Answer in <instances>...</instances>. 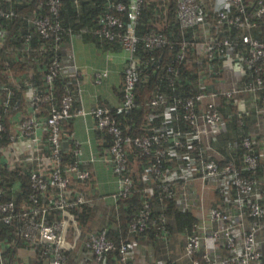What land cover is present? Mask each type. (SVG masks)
Instances as JSON below:
<instances>
[{"label": "built area", "instance_id": "1", "mask_svg": "<svg viewBox=\"0 0 264 264\" xmlns=\"http://www.w3.org/2000/svg\"><path fill=\"white\" fill-rule=\"evenodd\" d=\"M6 1L10 4L5 5ZM13 1L0 0V28L4 36L0 48L5 44L8 31L3 18L22 17L27 25L23 41L10 47L21 48L23 54L34 51L32 39L37 34L42 42L39 48L44 49L45 43L52 38L56 52L46 65L45 79L49 90L33 92V112L20 121L16 133L9 131L5 123V114L12 107L15 91L8 83L0 82L3 92L0 137L8 134L9 142L35 135L42 125L38 116L42 104L55 98V79L64 74L68 83L59 103L50 106L43 120L48 127L50 143L47 154L36 153L24 158L25 161L36 162L49 156L53 161L51 172L18 170L19 174H26L31 180V191L24 201L27 206L23 202L19 207L13 198H4L6 191L0 182V225L11 224L15 220L20 222L22 243L13 244L17 250L16 264H86L89 250L94 253L97 264H107V256L114 251L118 252L119 264H142L147 256H153L149 251L152 246L150 242H144L142 234L147 236L152 231L164 238L169 232L165 211L153 216L151 195L154 187L165 193L161 199L173 198L180 209L191 211L196 216L185 240V255L190 256L193 264H264L259 235L264 231V151L257 150L258 142L252 133L244 134L242 145L246 150L240 166L233 159L228 161L212 143L225 125L221 101L234 98L240 103L241 94L249 93L258 101L257 109L264 111V0H214L211 9L205 7V0H177V18L183 37L175 43V60L183 63L195 44L189 28L202 25L209 34L208 63L212 66V62L222 59L224 66L235 72L229 87L201 89L191 96L177 95L171 101L166 92L158 90L147 104L164 109L160 123L152 129H148L150 124L145 125L144 133L135 135L123 131L110 106L96 105L91 109L97 126L112 137L106 158L112 163L118 178L114 198L118 201L139 193L144 199L133 213L128 228L130 237L117 242L108 235L107 228L89 232L83 242L86 249L73 263L69 262L65 251H69L81 238L82 227L78 223L77 211L82 204L98 203V198L88 190L69 191L70 184L86 180L92 174L91 168L85 166L80 157V141L74 139L71 155L63 148L62 125L73 115L81 70L72 53H68L66 58L59 56L63 25L58 15L63 0H41L40 5L47 8V13L35 9L18 11L11 4ZM74 2L79 4V0ZM145 3L146 0L113 2L111 7L115 12L106 10L97 17V25L93 29H80L81 32L91 30L102 39L121 42L130 50L124 68L119 111L131 110L136 105V82L142 72V60L135 56L141 38L136 26ZM224 28L239 30L238 36L246 43V50L238 52L235 40L222 33ZM143 38L149 47L169 42V37L161 32H152ZM175 74H178L177 70ZM96 75V81L101 82L107 72L100 71ZM239 108L242 118L249 108L244 101ZM78 112L86 113L84 109ZM180 116L184 118L185 125H181ZM240 122L242 124L244 119ZM174 123L180 125L174 126ZM230 145L231 142L228 149ZM129 147L134 148L138 159L148 160L147 167L138 171L133 168ZM259 169L262 173H258ZM164 203L167 204L166 200ZM4 250L0 245V264H7ZM152 264L170 263L154 257Z\"/></svg>", "mask_w": 264, "mask_h": 264}, {"label": "trees", "instance_id": "2", "mask_svg": "<svg viewBox=\"0 0 264 264\" xmlns=\"http://www.w3.org/2000/svg\"><path fill=\"white\" fill-rule=\"evenodd\" d=\"M40 1L41 0H24V2L20 3L14 0L11 4L14 5L18 11H32L35 9L40 13H47V8L40 5ZM117 1L120 0H79V4L76 5L74 0H63V6L58 15L63 25V30L61 32L62 37L59 43L61 47L59 56L61 58L64 57V45L68 43L73 33L81 32V28L93 29L97 25V17L100 14L104 13L106 10L115 12V8L111 7V3ZM205 1V7L211 9L214 0ZM246 1L250 2V0ZM9 4V2H5V5ZM152 4V0H146L136 26L137 33L141 38L137 44L135 56H138L142 60V72L139 74L136 82V105L131 110L124 111H119L117 109L118 107H111V111L123 131L133 135L144 133L146 130V128H144L146 123L145 117L150 113H157V111L160 110L159 107H153L147 104L148 100L155 92H158V90L166 92L169 101L173 100L177 95L191 96L197 92V89H195L194 85L190 82L191 77L189 75V70L183 63L175 60V43L183 37V30L177 18V0H165L164 18L161 19L160 26L152 24L149 21L152 15L149 8ZM249 10H252V7H250ZM2 22L8 31L5 44L0 48V60L3 59V52L8 46L20 45L23 41L22 35L27 30L26 22L22 17H13L11 19L3 18ZM188 31L191 35L192 29L189 28ZM152 32H161L167 35L169 37V42L161 46H147L143 37ZM222 33L229 35L235 40L238 52L246 50V43L238 36L239 30L235 28H224ZM83 34L87 36L88 39H93L98 42L100 41V43L105 46H112L118 43L119 46H123L121 42L102 39L91 30L85 31ZM40 42L39 36L35 34L32 39V46L35 49L34 51L40 53L39 56H37L35 55L36 52L33 51L31 55L33 57H39L42 62L48 65L56 52L54 50V40L51 38L45 43L44 49L39 48V45L42 43ZM145 61H148V63ZM215 64L216 61L214 62V65ZM176 70L178 71L177 75L175 74ZM4 76L0 63V78ZM1 81L3 82L7 80L4 78L0 80V82ZM229 82L230 81H228L227 85L230 84ZM67 84L66 76L64 74L59 75L55 79L54 100L42 104L46 111L53 103H59L62 92ZM71 85L74 87V84ZM16 92L17 91L15 90V94ZM20 96L21 91H18L17 96L15 95V97H13L11 109L7 110L5 114V119L6 117L8 118L11 111H14L17 108L15 103ZM226 102L221 101L220 108L223 112L225 123H227V128L221 131L218 138L213 139L212 143L214 146L216 145L218 147L228 161L233 159L237 165L242 166L243 153L246 150L242 145V136L248 133V119L250 118L252 111L249 109L247 112H244L241 118L238 113L240 110L238 100L230 98L229 102ZM180 117L181 119L179 121L181 125H185L184 118L182 116ZM157 118L158 120L154 118L152 125L150 124L148 129H152V126H157L160 123L161 117ZM241 119H245L242 124L240 122ZM5 122L8 126L7 119ZM180 123H174V126H179ZM7 140L8 134L0 137V182L3 183L5 187L6 194L4 198H13L20 207L31 191V180L28 175L19 174L18 171L10 169L5 162L1 161V148ZM229 142H231V145L228 149ZM256 148L259 152L262 151L259 145ZM258 173H262V169H259ZM143 185L144 183L142 186ZM164 195V192L160 193V191L158 192L154 187L153 195H151L154 212L153 216L160 213L161 210H164L167 216L166 224L169 228V232L166 233V237L164 238L156 235L152 231H150L147 236L145 233L142 234L141 237L144 239V242H150L154 253L153 257L147 256L142 264H152L154 257L165 259L170 264H180L174 256L168 258L165 257L166 251H168V247L165 246V240L176 233L186 237V234L191 231L192 225L197 219L191 211H183L180 209L173 198L161 199V196ZM143 199L142 194L139 193L130 196L128 199H119L114 204L112 210L104 209L101 207V203L82 204L81 208L77 211L78 223L82 227L81 243H76L75 246L69 249V251H65L67 256H69V262H75V259H77L82 251L86 249L83 242L89 232H97L107 228L108 235L117 242L121 239L128 238V236L130 237L131 234L128 233V228L130 227L133 213L141 205ZM165 200L167 204L164 203ZM19 225L20 222L18 220H15L11 224L0 225V245H3L5 248L4 255L7 264H16L18 261L16 255L17 250L14 249L13 244L15 242L19 244L22 243V238L19 233ZM262 250L264 253V241L262 242ZM87 256L86 264H97L95 263V257L92 251L89 250ZM188 259V257L185 258L187 264H189ZM118 260V252L114 251L107 256L106 263L119 264ZM189 260L191 264H193L192 259L190 258Z\"/></svg>", "mask_w": 264, "mask_h": 264}, {"label": "crops", "instance_id": "3", "mask_svg": "<svg viewBox=\"0 0 264 264\" xmlns=\"http://www.w3.org/2000/svg\"><path fill=\"white\" fill-rule=\"evenodd\" d=\"M158 1L152 0L154 5L152 4L149 8L152 13L149 21L152 24L160 26L161 18L164 16L165 0H163L160 6H158ZM158 7L159 10H157ZM191 29L192 34L190 36L196 41L194 46H191L183 62L189 70L190 82L197 90H213L220 87H229L232 84V79L235 77V72H232L231 68L224 66L222 59L221 61L218 60V62L216 60L215 65V61L212 62L211 66L205 57L209 34L202 25H196ZM83 33H73L68 43L64 45V58L67 57L68 53L73 54L74 60L81 70V82L73 106V115L63 121L62 135L63 148L70 155L72 154L74 139L80 141L82 149L80 157L84 161V165L91 168L92 174L86 180L70 184L69 191L73 193L76 189L80 191L88 190L98 198V203H101V207L112 210L114 204L117 202L113 193L118 188L117 175L113 170L112 163L106 158L112 137L107 131L97 126L96 118L91 113V109L96 105L116 108L122 103L124 68L130 55V50L119 46V43L112 46L102 45L100 41L88 39ZM3 38L4 36L0 28V41ZM20 49L18 47L6 48L3 52V59L0 60L1 70L5 75L0 80L5 78L7 81L3 82L8 83L9 86H13L17 92L21 91V96L15 103L17 108L11 111L8 116V128L13 133H16L18 130L20 121L33 112V107L31 106L33 92H47L49 90L45 79L46 64L38 59V57H33L31 55L33 51L23 54ZM34 52H36L35 55L39 56L38 51ZM222 57L224 58V56ZM201 58L203 61H201ZM100 71H106L107 75L101 82H97L96 74ZM220 72H222V75H220ZM228 81H230L229 85H227ZM2 97L3 92L0 89V101ZM242 101L252 111L248 119L249 130L247 132L252 133L256 137L258 145L264 151V111L257 109L259 103L249 93L241 94L240 103ZM79 109H84L86 113H79ZM159 109L157 113L153 115L148 114L145 117V125L153 123L154 118L158 120L157 117H161L162 119L164 109L161 107ZM46 114V109L42 107L40 114H38L42 125L35 135L5 143L1 153V160L9 168L13 170H39L43 174L51 172L53 161L49 156L36 162L24 160L25 157L32 154H47L50 143L48 127L43 122ZM226 128L227 123H225L221 131ZM128 154L131 165L136 171L143 169L145 166L147 167L148 160L138 159L134 148L129 147ZM92 157L95 160H91ZM49 198H52V196L50 195ZM23 204L24 206L28 205L27 202ZM259 235L263 242L264 231L260 232ZM185 264L187 263L185 262Z\"/></svg>", "mask_w": 264, "mask_h": 264}, {"label": "rangeland", "instance_id": "4", "mask_svg": "<svg viewBox=\"0 0 264 264\" xmlns=\"http://www.w3.org/2000/svg\"><path fill=\"white\" fill-rule=\"evenodd\" d=\"M162 2H163V0H159L158 1V6H160L162 4ZM157 10H159V7H158ZM162 18H164V16ZM205 57L207 58V43H206V54H205ZM207 60H208V58H207ZM201 61H203L202 58H201ZM244 121H245V119H244ZM185 240H186V237L181 236L179 233H176L175 235H172L169 238H166L165 246L168 247V251H166V256L165 257L168 258V257L174 256V257L177 258V260H178V262L180 264H184L186 262L185 258L188 257L190 259L189 256L185 255ZM77 243H81V238L78 240ZM149 251L150 252L152 251V253H153V248L151 250H149ZM151 257H153V256H151ZM189 259H188V262H189V264H191Z\"/></svg>", "mask_w": 264, "mask_h": 264}, {"label": "clouds", "instance_id": "5", "mask_svg": "<svg viewBox=\"0 0 264 264\" xmlns=\"http://www.w3.org/2000/svg\"><path fill=\"white\" fill-rule=\"evenodd\" d=\"M59 52H60V50H59ZM124 81V80H123ZM2 82V81H1ZM13 87V86H12ZM13 89H14V87H13ZM15 91V90H14ZM78 94V93H77ZM14 97H15V93H14ZM47 113H48V110H47ZM47 115V114H46ZM9 116V115H8ZM6 119H7V121H8V118L6 117ZM6 121V120H5ZM6 123V122H5ZM8 127V126H7ZM9 129V128H8ZM10 131V130H9ZM6 142H8V140L6 141ZM5 142V143H6ZM5 143H4V145H5ZM2 153V152H1ZM66 157H68L67 155H66ZM13 170V169H12ZM14 171H18V170H14Z\"/></svg>", "mask_w": 264, "mask_h": 264}]
</instances>
